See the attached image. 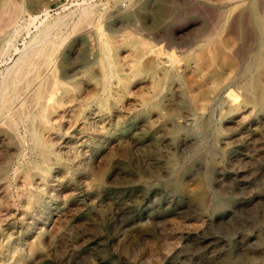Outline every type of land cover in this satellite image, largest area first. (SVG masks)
Listing matches in <instances>:
<instances>
[{"label":"rangeland","instance_id":"1","mask_svg":"<svg viewBox=\"0 0 264 264\" xmlns=\"http://www.w3.org/2000/svg\"><path fill=\"white\" fill-rule=\"evenodd\" d=\"M5 1L0 48L83 0ZM95 1L5 91L0 264H264V0ZM97 23L116 52L104 92ZM53 69L80 84L35 121L41 152L29 125Z\"/></svg>","mask_w":264,"mask_h":264},{"label":"bare ground","instance_id":"2","mask_svg":"<svg viewBox=\"0 0 264 264\" xmlns=\"http://www.w3.org/2000/svg\"><path fill=\"white\" fill-rule=\"evenodd\" d=\"M11 5L12 3L10 2V0H6L2 5V8H1L2 11L6 12L7 9L10 8ZM19 9L21 8H19L18 6H14V10L19 11ZM96 11H97V3L95 0H83L81 2H77L76 4H74L72 8H68V11L62 14L61 16H59L58 19L54 22L40 21L39 24H37L35 20L33 19L31 22L28 23L29 25L26 23L25 24L17 23V26L15 28L17 30H20L23 27L27 29L32 24L35 25V30L32 31L31 29L29 30L27 29L28 30L27 37L23 39L22 48L19 47V45L16 44V42H13L11 40H9L5 46L0 48L1 54L8 53L10 47H12L13 50L18 53V58L13 60L12 64L9 67L0 71V116L5 115L6 111L8 112L10 105L14 102L15 97H17V94L14 93L6 98L5 97L6 89L9 87L10 83L13 80L18 79L20 75L23 74L27 70V67L29 64H33V65L35 64L36 60H34V58L39 57L40 59L44 60V64L46 67L51 64L52 55L58 45V37H59L57 33L58 30L61 27L66 26L69 23H72V26H78V25L81 26L83 22H91L93 19V15L96 13ZM19 12H16L18 13L17 17L19 15ZM1 15L2 14H0V17ZM14 15L10 17L12 21H13ZM258 24L264 30V23L262 21H259ZM96 25H97V36L99 37V43H100L99 45H100V50H101L98 60L100 63L102 74L99 75L98 78H95V80L97 83L100 84V88L98 89V91L100 90V92H104L107 90V87H108L107 85L110 81V77L112 75L118 77V73L117 72L112 73L110 69L114 61L112 57L116 55V52L114 51V48L112 46V40H111V37H109L110 35L108 34L105 35L106 33L103 31L99 23H97ZM103 35H105V38H103ZM134 42L136 41L134 40ZM138 42H140V44L142 42L143 44V41L141 40H139ZM261 42H262L261 44L264 45L263 40H261ZM139 50L140 48L138 49V51ZM170 60L176 61L174 57H171ZM37 75L38 74H35L32 77L27 78L25 81L24 87L26 88L29 87L35 81V79L37 78ZM79 84H80L79 81L71 82L69 80L60 79L55 69H53L47 76V79L45 80V82H43V84L41 83L40 88L37 90L36 96L34 98V102H36V100L38 99L39 107H38L37 113L32 115L30 119L29 139L32 143V146H35V148L36 147L39 148L41 152H47L49 151V149H48V146L44 144L42 140V135L40 133L41 126L40 125L37 126L35 121L38 120L40 123H43V124L48 123L49 108L50 109L54 108L55 104L62 101L63 96H65L68 93V91L78 88ZM107 99H108V96H104L98 105L100 107H103L104 105H106ZM29 105L30 104H28L27 106ZM28 112L29 111H26L25 116H28ZM17 114H18V117L21 119V116H22L21 113L17 112ZM3 122L5 123V121ZM18 169L19 167H17L16 170Z\"/></svg>","mask_w":264,"mask_h":264}]
</instances>
